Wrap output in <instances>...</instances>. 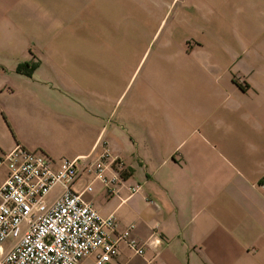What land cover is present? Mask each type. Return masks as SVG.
Here are the masks:
<instances>
[{
  "label": "crops",
  "instance_id": "0c3cea01",
  "mask_svg": "<svg viewBox=\"0 0 264 264\" xmlns=\"http://www.w3.org/2000/svg\"><path fill=\"white\" fill-rule=\"evenodd\" d=\"M122 3L0 0V157H117L84 199L153 244L108 264H264V0Z\"/></svg>",
  "mask_w": 264,
  "mask_h": 264
},
{
  "label": "built area",
  "instance_id": "2783aa9c",
  "mask_svg": "<svg viewBox=\"0 0 264 264\" xmlns=\"http://www.w3.org/2000/svg\"><path fill=\"white\" fill-rule=\"evenodd\" d=\"M0 167L7 169L0 185V264H83L90 258L108 264L121 244L138 256L153 244L134 239L132 225L119 231L113 216L102 217L84 199L95 181L112 195L122 183L123 164L107 148L92 161H52L17 145L0 157ZM85 174L89 183L77 189Z\"/></svg>",
  "mask_w": 264,
  "mask_h": 264
},
{
  "label": "rangeland",
  "instance_id": "374dc122",
  "mask_svg": "<svg viewBox=\"0 0 264 264\" xmlns=\"http://www.w3.org/2000/svg\"><path fill=\"white\" fill-rule=\"evenodd\" d=\"M121 10H122V15L123 16L129 13V9H128L127 5H126V0H123L122 6H121ZM107 15L108 16L110 15L109 9L107 10ZM138 16H139L138 21L133 23L132 25H131V23H128V22L124 21L125 19H123L122 30L124 32H129L131 30H133V31L137 30L138 32L145 31L147 29V23H146V21L143 20V17H142V16H145V11L141 10L139 8L138 9ZM151 24H152L151 29L152 28L156 29L158 24H159V20H156V21H154V23H150L149 25L151 26ZM163 25H164V23L161 25L160 30L163 28ZM95 26L98 27V24L96 23ZM106 30H107V28H106ZM121 45L122 46H129V45H131V43L129 41L123 40Z\"/></svg>",
  "mask_w": 264,
  "mask_h": 264
}]
</instances>
